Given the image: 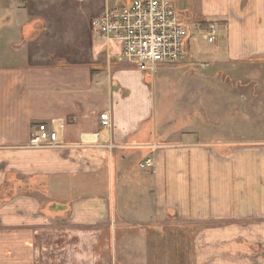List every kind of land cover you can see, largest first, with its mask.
I'll list each match as a JSON object with an SVG mask.
<instances>
[{
    "label": "crops",
    "instance_id": "crops-1",
    "mask_svg": "<svg viewBox=\"0 0 264 264\" xmlns=\"http://www.w3.org/2000/svg\"><path fill=\"white\" fill-rule=\"evenodd\" d=\"M42 2L0 0V252L7 264H142L157 252L163 257L150 259L161 264L173 250V264H189V253L191 264H264V140L256 139L264 127L248 136L222 131L249 122L253 130L264 116L233 120L213 101L212 113L197 112L186 131L167 132L152 75L114 58L92 21L74 28L62 21L60 1ZM176 6L187 22L222 32L212 62H245L264 76V0ZM102 112L109 128L99 125ZM50 122L60 146L30 148L32 128ZM146 159L153 168H140ZM172 238H183L180 248Z\"/></svg>",
    "mask_w": 264,
    "mask_h": 264
},
{
    "label": "rangeland",
    "instance_id": "rangeland-1",
    "mask_svg": "<svg viewBox=\"0 0 264 264\" xmlns=\"http://www.w3.org/2000/svg\"><path fill=\"white\" fill-rule=\"evenodd\" d=\"M57 1H60L61 4L60 11H63L61 15L62 21L66 20L65 22L72 24V27L74 28L79 25L87 27L88 23L94 19L92 15L101 3V0H76V3L78 4L77 6L69 0ZM111 2L113 1L104 0L103 6H105V4L108 5ZM193 20V22H189L194 23L196 19ZM216 33L217 42L224 40V37L221 34L222 32L218 31L217 28ZM193 39L194 41L191 44L192 50L195 56L199 59L192 55L184 62L163 67L168 68L169 70L160 69L152 75L154 90L157 86L159 87L156 89V94L159 89V92L162 91L163 95V102L161 103L160 101V104H158L157 111L159 113L157 112L156 115L157 117H163L162 119L164 122L166 120L164 130L169 132V129L174 127L176 129L173 131L174 133L179 134L186 131L190 126H193V118L196 117L197 112H201L200 115H204V113L207 114L208 110L212 113L213 101L215 103L219 102L221 116H227L231 112V118H233V120L243 119L240 118V116L244 117L246 115L263 117L264 108L262 109L260 106L261 103L264 104V92L261 90V88L264 87V76L260 77L257 75L258 72L257 74L252 72L256 69L255 66L252 70H248L250 67L246 65L245 62L237 65H233V62L230 61L212 62V53L218 44L216 42L210 44L202 40L201 36L198 35L193 37ZM259 66L261 65L258 64L257 68H260ZM247 67L249 68L245 70ZM194 70H199L202 74H198L196 73L197 71ZM233 72H236V74ZM217 96L219 97V100H217ZM247 101L248 106L245 105ZM250 103L253 106L252 108H250ZM182 121L183 124H181ZM249 123L246 124L248 127L245 125L244 128L239 124H237V126L226 124L222 127V131L223 128L231 127L232 130L235 127L239 136H248V134L251 135L252 132H260L262 127H264L253 125V130L250 129L249 131ZM241 125L244 126V124ZM260 138H262L261 140H264V136L256 137L258 141H260ZM1 207L2 206H0V208ZM172 239V246L174 248H178L179 246L180 248L183 238ZM158 251H160V249H158ZM175 252L176 251L173 250L164 253V256L166 255L165 261L162 259L160 263L170 264V255H176L178 253ZM147 256H149V261H142V264H155V261H151V256L162 258L163 254L157 252L155 254L149 253ZM5 257L6 254L0 252V264H7ZM188 259L190 262L189 264H191L190 253L188 254ZM171 263L173 264V259ZM46 264H52V262ZM127 264H131V262H127Z\"/></svg>",
    "mask_w": 264,
    "mask_h": 264
},
{
    "label": "built area",
    "instance_id": "built-area-1",
    "mask_svg": "<svg viewBox=\"0 0 264 264\" xmlns=\"http://www.w3.org/2000/svg\"><path fill=\"white\" fill-rule=\"evenodd\" d=\"M91 22L92 32L113 49V57L153 75L160 68L186 61L189 42L198 35L212 44L217 39L216 26L187 22L176 6V0H112ZM196 73L202 74L199 70ZM102 129L109 128L108 112L99 115ZM30 148L60 146L53 124L42 123L32 128ZM151 159L140 164L153 168Z\"/></svg>",
    "mask_w": 264,
    "mask_h": 264
}]
</instances>
